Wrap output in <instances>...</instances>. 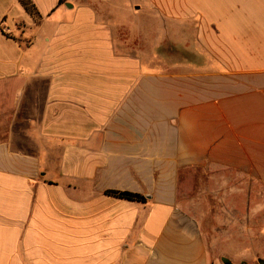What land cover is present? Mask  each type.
Wrapping results in <instances>:
<instances>
[{"label": "crops", "instance_id": "0c3cea01", "mask_svg": "<svg viewBox=\"0 0 264 264\" xmlns=\"http://www.w3.org/2000/svg\"><path fill=\"white\" fill-rule=\"evenodd\" d=\"M31 2L0 0V264H264V0Z\"/></svg>", "mask_w": 264, "mask_h": 264}, {"label": "trees", "instance_id": "16d2710c", "mask_svg": "<svg viewBox=\"0 0 264 264\" xmlns=\"http://www.w3.org/2000/svg\"><path fill=\"white\" fill-rule=\"evenodd\" d=\"M21 4L24 6L26 11L36 20L39 19V14L37 12V9L31 2V0H19ZM107 195L113 196L119 199H124V200H129L133 202H138V203H145L146 198L142 195L135 194V193H129V192H120V191H109L107 192ZM226 264H230L227 260H225Z\"/></svg>", "mask_w": 264, "mask_h": 264}, {"label": "rangeland", "instance_id": "374dc122", "mask_svg": "<svg viewBox=\"0 0 264 264\" xmlns=\"http://www.w3.org/2000/svg\"><path fill=\"white\" fill-rule=\"evenodd\" d=\"M192 186H193V185H192V181H191L189 184L186 185V188H191V189H192ZM190 196H191V195H190Z\"/></svg>", "mask_w": 264, "mask_h": 264}]
</instances>
